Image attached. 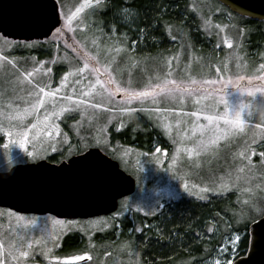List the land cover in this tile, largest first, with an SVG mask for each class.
Masks as SVG:
<instances>
[{"label":"rangeland","instance_id":"1","mask_svg":"<svg viewBox=\"0 0 264 264\" xmlns=\"http://www.w3.org/2000/svg\"><path fill=\"white\" fill-rule=\"evenodd\" d=\"M104 3L64 0L58 5L62 33L31 47L0 36V172L51 156L60 163L96 148L135 180V192L119 201L114 214L89 220L0 209V264H143L134 240L117 239L121 221H133L134 233L144 235L135 216L146 221L163 215L182 199L204 202L232 196L236 222L249 224L254 222L253 205L264 206V117L258 111L264 108V46L249 48L256 34L213 0H186L209 44L208 53L193 50L189 31L167 24L163 31L172 42L168 51L138 53L139 42L113 26L109 32L102 29L95 14ZM118 15L123 23L130 17L125 9ZM165 78L183 82L191 94L159 93L156 85ZM40 87L52 95L45 96ZM141 92L150 94L137 98ZM40 98L43 104L36 106ZM238 110L242 131L241 125L225 124L235 120ZM206 116L215 120L210 123ZM194 126L205 130L194 133ZM209 128L219 129L215 143L197 150V141L213 137ZM123 131L128 139L136 133L148 137L150 131L159 137L148 151L114 138ZM151 210L154 214L146 215ZM109 231L115 240L100 243ZM214 232V225H207L204 236ZM74 236L82 247L60 255L65 239ZM225 239L204 264L234 262L237 251H223Z\"/></svg>","mask_w":264,"mask_h":264},{"label":"trees","instance_id":"2","mask_svg":"<svg viewBox=\"0 0 264 264\" xmlns=\"http://www.w3.org/2000/svg\"><path fill=\"white\" fill-rule=\"evenodd\" d=\"M121 9H127L130 13L128 15L130 17L124 23L118 18ZM222 9L230 13L224 7ZM95 17L102 22L104 31L109 32L113 26L118 34L124 33L130 39L139 42L136 51L138 53L168 51L172 42L164 34L165 24L189 31L190 38L195 40L193 50L197 48L205 54L210 49L207 40L199 33L197 20L186 9V0H106ZM236 17L243 21L242 24L247 31L256 34L254 38L256 41L250 40L249 48L251 50L256 47L262 48L264 23ZM127 133L128 131L114 133V138L148 151L155 137H159L157 132L150 131L148 137L136 133L128 139ZM160 141L163 142L162 139ZM49 161L58 163L57 156H51ZM233 209L232 196L211 198L204 202L182 199L172 204L161 218L154 216L142 221L135 216V223L139 224L144 235L134 233L133 221L129 219L121 221L122 232L117 239L134 240L142 252L143 264H204L213 256V251L222 245L224 238L239 233L240 239L235 248L237 260L247 253L248 226L251 223L246 227L245 224H238L237 214ZM207 225L215 227V232L211 236H204ZM114 240V233L109 231L99 242ZM78 242L77 236L66 238L64 250L60 255L70 254L82 247Z\"/></svg>","mask_w":264,"mask_h":264},{"label":"water","instance_id":"3","mask_svg":"<svg viewBox=\"0 0 264 264\" xmlns=\"http://www.w3.org/2000/svg\"><path fill=\"white\" fill-rule=\"evenodd\" d=\"M214 1L233 15L264 23V0ZM33 2L0 0L2 38L29 43L51 37L52 34L22 26L33 12ZM59 20L58 27L60 15ZM135 189V180L116 161L99 149L90 148L58 164L41 160L0 172V209L21 215H49L59 220H89L114 214L119 201L132 196ZM262 220L260 217L248 226L247 253L232 264H264V235L256 229L257 224H264Z\"/></svg>","mask_w":264,"mask_h":264},{"label":"snow or ice","instance_id":"4","mask_svg":"<svg viewBox=\"0 0 264 264\" xmlns=\"http://www.w3.org/2000/svg\"><path fill=\"white\" fill-rule=\"evenodd\" d=\"M63 3H64V0H34V2L31 5V7L33 8V12L31 13V15L27 19H25L22 22V26L24 28L30 30V31L43 32L46 35L47 34H53V33L54 34L62 33V31H63L62 27H58L57 25L60 24L59 15L61 14L59 9H58V5H60L62 7ZM82 7L83 6H81V8ZM81 8H77L76 13H79L81 11ZM125 11H127V9H125ZM76 13H73V16L76 15ZM68 19L71 20L72 17L70 16V17H68ZM205 23L207 24L208 21H205ZM18 43L23 44V46H25V47H31L32 44H35L38 42H32L31 44H29L27 42H18ZM65 46L67 47L68 45L66 44ZM87 67H88V64L85 63L84 68H87ZM261 67L264 68V65H261ZM48 71H51V69H48ZM79 71H83V69H80ZM93 71H97V70L93 69ZM29 75H31V73H29ZM168 75H171V73H169ZM262 79H264V77H262ZM61 83L63 84V81ZM192 83L195 84L197 82L195 80H193ZM205 83H210V81H205ZM96 84H101V81L99 79H97ZM169 85H173V87H169ZM156 88L159 89V93H168L169 95H174L175 93H180L182 96L186 92L188 94H191V89L185 88L183 86V82L178 83L175 80H169L167 78L163 79L161 83L157 84ZM105 91H107V90L105 89ZM39 92L44 93L45 96L52 95L51 92H45L44 87H40ZM159 93L153 92L152 94L158 95ZM149 94L150 93H148V92H141V93H137L136 97L140 98L143 96H147ZM85 95H87V93H85ZM109 95H111V94L109 93ZM42 104H43V99L42 98L38 99L36 106H42ZM127 111L134 112L135 109H127ZM205 118L207 120H209L210 123L215 120V118L212 116H206ZM45 119H47V117H45ZM233 123L241 125L240 130L241 131L243 130V127H242L243 122L241 121V116H240L239 110L235 113V120L234 121L225 120L226 125H231ZM32 127H33V129H35L37 126L34 124ZM204 130H205V126H199V127L194 126V128H193L194 133H195V131H201L203 133ZM56 131L57 132L59 131L58 127L56 128ZM208 131L213 132V137L209 138V141H205L204 139H200L199 141H197V143H196V149L197 150H206L209 142H211L212 144L215 143L216 133L219 131V129L209 128ZM225 134H231V133L227 132ZM22 135H24V133H22ZM63 140L65 143H67V135L66 134L64 135ZM23 144H24V142L21 141V147H23ZM85 146H87V145H85ZM69 150L71 151V147ZM52 151H57L55 145L52 146ZM78 151H82V149H78ZM188 152H189V155H191L193 150L189 149ZM91 154H92L91 152L88 153V155H91ZM28 155L32 156L33 154L31 152H29ZM262 155H264V154H262ZM86 156H84V157L86 158ZM33 158L35 159L36 157L33 156ZM173 162H175V157H173ZM241 171H242V169H241ZM205 191H207V189H205ZM201 198L203 199V197H201ZM253 211L255 214L251 215L252 221H255L257 215L264 218V206L257 207L255 205H253ZM150 214H154V210H151L150 212L146 213V215H150ZM262 221H264V220H262ZM246 226H247V224H245V227ZM256 229H257V232L259 231L261 235H264V224H262V223L257 224ZM135 230L141 231V229H139V228H137ZM209 231L211 232V231H213V229L209 228ZM239 239H240L239 233H237L235 235V237H232V236L227 237L224 240L225 246L222 250L225 252L231 251V249L228 247L229 244L231 245L232 249L236 248L237 247L236 240H239ZM30 246L31 245H29V247ZM20 255L21 256H27L28 253L27 252H21ZM73 259L80 260V259H82V257L76 256ZM216 264H220V261H217ZM224 264H230V262L228 260H225Z\"/></svg>","mask_w":264,"mask_h":264},{"label":"flooded vegetation","instance_id":"5","mask_svg":"<svg viewBox=\"0 0 264 264\" xmlns=\"http://www.w3.org/2000/svg\"><path fill=\"white\" fill-rule=\"evenodd\" d=\"M38 42V41H37ZM43 42V41H42ZM38 43H41V42H38ZM41 160H43V159H41ZM41 160H37V161H35V162H29V163H36V162H38V161H41ZM46 161H49V159H47ZM50 162V161H49ZM25 164H28V163H25ZM11 168V167H10ZM165 214H161V215H159V216H157L158 218H161V217H163Z\"/></svg>","mask_w":264,"mask_h":264},{"label":"clouds","instance_id":"6","mask_svg":"<svg viewBox=\"0 0 264 264\" xmlns=\"http://www.w3.org/2000/svg\"><path fill=\"white\" fill-rule=\"evenodd\" d=\"M258 111H259L260 115L262 117H264V108H260V109H258Z\"/></svg>","mask_w":264,"mask_h":264}]
</instances>
